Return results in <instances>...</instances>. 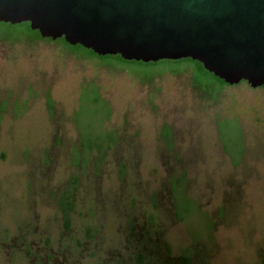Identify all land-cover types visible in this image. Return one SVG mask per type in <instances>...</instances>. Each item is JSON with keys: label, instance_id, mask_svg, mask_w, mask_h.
Listing matches in <instances>:
<instances>
[{"label": "rangeland", "instance_id": "374dc122", "mask_svg": "<svg viewBox=\"0 0 264 264\" xmlns=\"http://www.w3.org/2000/svg\"><path fill=\"white\" fill-rule=\"evenodd\" d=\"M159 73L143 83L55 44L0 42V264H137L140 254L177 264L184 252L190 264H261L264 90L242 84L208 99L189 72ZM88 83L108 104L105 128L117 137L98 167L72 161L74 122L94 138L103 118L87 100L80 109ZM218 121L234 155L242 143L238 164ZM71 178L66 231L57 201ZM182 179L194 204L181 195L180 218L173 186Z\"/></svg>", "mask_w": 264, "mask_h": 264}, {"label": "water", "instance_id": "95a60500", "mask_svg": "<svg viewBox=\"0 0 264 264\" xmlns=\"http://www.w3.org/2000/svg\"><path fill=\"white\" fill-rule=\"evenodd\" d=\"M0 23L98 57L189 59L230 87H264V0H0Z\"/></svg>", "mask_w": 264, "mask_h": 264}, {"label": "trees", "instance_id": "16d2710c", "mask_svg": "<svg viewBox=\"0 0 264 264\" xmlns=\"http://www.w3.org/2000/svg\"><path fill=\"white\" fill-rule=\"evenodd\" d=\"M45 42L50 44L58 45L59 48L65 53L74 55L77 59L80 60H95L100 65L109 67L111 69H123L128 72L130 75L138 78L143 83H151L149 77H144V74L160 72L158 77H162L165 74L178 75L185 72L190 73L191 86L193 89L200 92L202 95L208 99H215L217 95L223 92L226 88L238 87L246 83L242 82L237 86H228L221 80L215 78L213 75L206 72L202 65L198 62L191 61L189 59L179 60V61H159L156 63L143 64L141 62L133 61H124L119 56H105L98 57L93 54L91 51L83 49L80 46H69L63 39L52 41L50 39H42L38 32L31 31L28 23H22L20 25H9L0 23V42H6L10 44L18 42ZM156 77V78H158ZM247 86V85H246ZM248 87V86H247ZM264 90V87L259 88ZM80 109H82L85 101L87 100L90 107L93 108L95 113H99L103 116L100 122V129L98 134L94 137H87L78 121H75V127L78 132V147H75L72 153V161L74 165H81L86 167L91 162L94 163L96 167L100 166L104 161L109 152V150L116 145L117 137L114 131H108L105 128V123L110 117V109L108 104L102 100L98 88L94 83L86 84L80 92ZM52 106L50 100H48V109L51 110ZM79 114V111H78ZM77 114V116H78ZM226 123L218 121L217 124V133L220 143L223 146L224 151L231 158L234 164H238L242 156V143L236 145L237 153L234 155L231 150L228 148L227 144L224 143V129ZM237 132L239 130L237 128ZM162 138L166 142V146L169 149H172V139L171 132L169 128H165L162 131ZM76 178L70 179V186L60 195L57 205L61 211L62 220L64 224V229L70 231V222L71 214L74 211V190L76 188ZM173 186V200L174 206L176 209V214L181 218L179 212V197L181 195L189 204H194L193 201L187 198L185 193L184 179L180 180L178 183ZM88 230V229H87ZM147 256L145 254H140L136 257L137 264H158V261H146ZM177 264H190V259L187 252H184L180 261ZM261 264H264V256L261 257Z\"/></svg>", "mask_w": 264, "mask_h": 264}]
</instances>
